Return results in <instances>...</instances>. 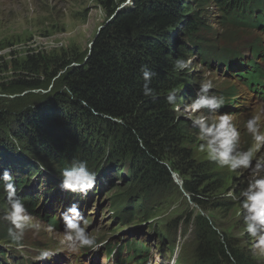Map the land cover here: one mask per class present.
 I'll list each match as a JSON object with an SVG mask.
<instances>
[{"label":"trees","instance_id":"1","mask_svg":"<svg viewBox=\"0 0 264 264\" xmlns=\"http://www.w3.org/2000/svg\"><path fill=\"white\" fill-rule=\"evenodd\" d=\"M208 2L215 3L224 18L237 28L264 27V0H133L131 5H127V0H103L107 18L94 34L90 48L59 60L39 52L26 54L19 74L8 85L12 92L22 94L5 100L2 103L5 105L0 104L1 128L7 127L3 126L7 119L13 123L4 136L10 134L23 143L29 157V163L19 172L10 165L11 161L7 166L15 177L17 194L42 167L59 173L73 160H84L89 168L95 167L104 148L94 136L103 139L110 134L114 149L110 156L108 152L107 164L112 166H109L112 172H122L128 167L133 183L139 188L136 201L146 203L176 173L181 176L182 189L193 203L200 204L194 181L183 178L186 173L182 167L188 171L195 168L189 161L190 154L181 145L179 130L183 120H174L175 114L165 95L168 89L181 84L180 75L194 80L187 70H174L175 58H187L193 53L201 60L210 56L208 49L192 50L205 26L197 9ZM190 9L193 13L188 12ZM222 59L226 63L232 61L225 53ZM142 64L156 73L151 82L155 100L141 94ZM252 64L254 69L245 74L254 80L260 71ZM65 86L71 89L70 95L64 91ZM187 87L180 100L187 91L189 99L194 95L193 84L190 82ZM35 90L47 92L35 95ZM8 140L0 138L2 171L9 160L6 158L19 156L15 145L9 148L6 144ZM117 156L130 162L122 167ZM23 200L33 211V198ZM124 202H118L121 205L117 209L123 218L129 209ZM214 234L212 231L211 235ZM202 235L196 248L197 264H218L220 256L229 264H251L223 236L224 242L214 241L204 233H200V238Z\"/></svg>","mask_w":264,"mask_h":264},{"label":"rangeland","instance_id":"2","mask_svg":"<svg viewBox=\"0 0 264 264\" xmlns=\"http://www.w3.org/2000/svg\"><path fill=\"white\" fill-rule=\"evenodd\" d=\"M102 1L0 0V85H3L0 86V104L15 95L22 94L12 92L8 85L19 74L26 54L39 52L52 60H59L82 53L88 48L98 27L107 18L101 4ZM188 12L193 13V9ZM222 12L213 2H208L201 9H197L205 26L198 33V44L192 50L208 49L211 57L208 55L201 60L198 54L193 53L196 60L191 69L187 70V75L192 76L194 80L180 75L182 82L177 87L181 90L179 99L182 97L183 89L187 90L190 82L196 89L200 79L210 70L214 81L213 91L224 95L227 101L221 111L231 115L232 122L240 131L239 147L242 150H252L257 156L264 157V145L257 149L251 135L244 127L247 119L258 116L260 132L264 134V100H257L255 94L242 81H240L241 84L234 78L237 68L232 66L231 69L226 70L223 64H220L222 54L225 53L234 60L239 52L242 56L239 62L252 58L255 66L261 63L264 66V33L256 28H237L224 18ZM45 92L47 91L35 90L34 94ZM189 93L187 91L181 101L190 100ZM229 93L233 95L227 96ZM181 119L183 120L182 129L179 130L181 145L190 154L189 161L195 167L189 171L182 167L186 173L183 174V178L194 181L193 186L197 190L200 204L193 203L182 189L181 176L176 173L172 175V180L156 190L152 195L153 198L146 203L136 201L139 188L133 183L128 167L123 166L130 161L123 156H117L118 163L124 167V171L117 170L111 171L112 174L109 173L111 165L107 164L109 162L108 152L109 156L113 152V138L110 134L103 139L95 135L98 144L103 145L104 152L99 156L101 160L97 165L91 166L90 169L97 172L102 170L101 176L107 173L108 176L110 175V180L96 190L86 205L80 201V198L78 200L88 221L89 232L99 241H106L100 249L90 250V252L95 256L105 255L106 247L114 243L116 238L120 241L131 238L143 239L150 249L148 264H170L174 251L178 253L176 264H197L196 248L198 242H202L203 235L200 238V233H204L210 235L214 241L221 239L224 242L227 239V244L242 253L251 264H264V256L253 252L251 239L241 235L242 226L237 215L238 205L226 196V192L236 184L243 186L247 173L242 177L240 170L232 173L210 162L203 153L198 151V138L189 129L184 117ZM7 120L5 125L3 124L7 127L1 128L0 126V138L9 139L6 144H9V148L15 145L19 156L6 158L9 160L5 162L4 167L7 168L11 161L13 164L10 165L16 172H19L29 163V157L23 143L20 144L10 134L4 136L13 124L12 121L7 122ZM24 132L30 134L27 129ZM38 188L36 187L35 190L33 186L32 190L37 192ZM28 191V189L24 190L25 193ZM57 198V194L54 193L48 204H52ZM124 200V203L127 202L129 205L127 215L122 221L124 229L113 232L121 222L120 219L115 221L114 218L119 214L117 209L121 204L118 202L123 203ZM4 207L3 195L0 194V212ZM26 207L28 208L27 205ZM29 212L40 221V227L26 231L23 240L25 245L23 255L15 250L8 237L0 238V254L4 253V256L0 257L2 264H14L23 258H27L33 264H52L49 262L53 260L67 264L66 262H74L80 258L82 253L88 251V249L75 253L64 251L63 228L48 231L49 223L41 220L34 211L29 210ZM59 212L56 209L55 213L58 217ZM200 216L202 218L197 219ZM202 227L205 228V232L200 229ZM212 231L215 232L214 235H211ZM3 235L7 236V225L0 221V237ZM222 236L226 239L223 240ZM42 247L57 252L48 263L46 260L34 262L31 259L35 250ZM5 254L8 255L7 260ZM215 254L217 255L216 252ZM217 259L218 264H229L221 256ZM100 261V264L104 263V260Z\"/></svg>","mask_w":264,"mask_h":264},{"label":"clouds","instance_id":"3","mask_svg":"<svg viewBox=\"0 0 264 264\" xmlns=\"http://www.w3.org/2000/svg\"><path fill=\"white\" fill-rule=\"evenodd\" d=\"M133 0H127L131 5ZM196 60L195 54L187 58L177 57L173 60V68L178 72L191 69ZM143 81L141 94L155 100V91L151 82L156 73L147 65L140 66ZM211 71H207L198 82L194 95L188 101L179 99L180 89L167 90L165 100L171 108L174 120L179 122L184 117L189 129L198 138V151L220 168L235 173L240 170L242 177L247 173L243 186L236 184L226 192V196L238 205V217L242 226L241 235L252 241V250L264 256V157L257 156L252 150L239 147L240 131L232 122L227 112H222L227 103L222 94L213 91L214 81ZM69 95L71 89L64 87ZM123 123V121H119ZM251 135L257 149L264 145V134L260 132L259 117L252 116L244 125ZM43 170V167H42ZM175 174V173H174ZM98 172L90 169L84 160H73L69 166L60 169L58 174L61 190L86 198L97 188ZM0 194L3 195L4 209L0 212V221L7 225V237L15 250L23 255L25 233L29 229H38L40 221L29 212L24 200L17 194L13 173L5 168L0 171ZM59 221L63 227V250L79 252L84 249L97 251L106 241H99L88 230V221L80 209L78 202H72L59 213ZM54 231V225L47 226ZM57 254L47 247L35 250L31 257L34 262L51 260ZM178 253L173 252L170 264H176Z\"/></svg>","mask_w":264,"mask_h":264},{"label":"water","instance_id":"4","mask_svg":"<svg viewBox=\"0 0 264 264\" xmlns=\"http://www.w3.org/2000/svg\"><path fill=\"white\" fill-rule=\"evenodd\" d=\"M123 5V4H122ZM101 27L102 26H99L98 27V29H97V31H96V33L95 34H97V32L101 29ZM94 38V37H93ZM93 38L91 39V41L89 42V44H88V48H90V46H91V44H92V42H93Z\"/></svg>","mask_w":264,"mask_h":264}]
</instances>
